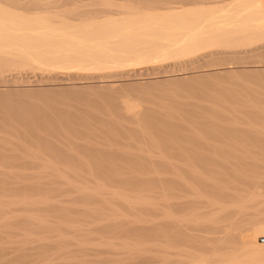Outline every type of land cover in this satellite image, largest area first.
Listing matches in <instances>:
<instances>
[{
    "label": "bare ground",
    "instance_id": "obj_1",
    "mask_svg": "<svg viewBox=\"0 0 264 264\" xmlns=\"http://www.w3.org/2000/svg\"><path fill=\"white\" fill-rule=\"evenodd\" d=\"M84 1L83 0H0V105L5 104V106H6L8 103H10V101H8V103H7V101L4 100V99H6V96L9 97L13 92L15 94L20 93L19 92L20 89L18 90V88H17L18 86L13 91V90H10L11 88H8L9 85L7 86L6 83H9L10 81H12L13 83H17V85L20 86V84H18V83L21 82L19 79H21L23 77V76H21L22 73L32 74V76L31 77L29 76V77L33 78L34 81L38 82L37 84H42V85L47 84L49 86L51 85L52 87L55 86V88H57L59 86H62L60 88H63V86H65L68 89H71V91H72L71 93L74 92L73 93L74 96L79 94V93L77 94L76 90H80V89H83L85 91L84 95L86 93V90H88L87 93H89V90L91 91L93 89H96V90L98 89L97 91L100 92V94L105 93V94H107L106 96L109 95L108 97H113V96L116 97L115 94L116 93L118 94V92L122 91L124 88H125V90H127V89L131 90V91H133L132 94H131V91H130V94L127 93L128 91H126L127 94L125 93V91H123L124 92L123 94H126V95H124L123 98L119 97V98H121L122 103H123V99H125L126 103L125 102L124 103L126 104V108L128 107L127 108L128 112L127 113L125 112L126 108H120V110L122 109L125 112V113L122 112L123 116H124V114L126 115L129 113V115L131 117L129 115H126V117L124 116V119L127 118V119L131 120V124H129L130 121L128 123L124 122V119H122L123 120L122 122L125 125L122 122L121 123L119 122V121H121V119H120L121 112H118V115H116V117L119 116L117 118L120 120H114V119H116V118H113L114 115H112L108 112L110 115L109 114H107V115L112 116L113 119L111 117H110L111 120L108 119L109 117L107 115H106L107 117L105 116V118H107V119H103L104 116H102V115H104V114H102L100 117L104 120L103 121V120H101L100 117H98L100 115V113L98 112L99 115H97V112L94 110L96 112V113L94 112L96 114V118L97 117L100 118L99 120H97L95 118V120L98 121L96 123H98V124L100 123V125H101L107 121V123H104V124H107L109 126V128H107L108 126H106V127L104 126V128L106 130H108L106 132H109V133L113 132V134H111V133H110V135L108 133H106V134H108L110 136V138H113L114 141L116 140L115 139L116 137H114L113 135L118 133V132H116V130L114 131V129L117 126L112 125V123L116 121V122H118L117 125H119V127H120L119 130L121 133H122V131L125 133L131 132V134L133 133L137 139H139L140 141L142 140L143 143L146 142L145 144H147V142H149V145L147 144L148 145L147 149L149 147L151 148V146L156 147V148L160 147V148L166 150L165 153H170L169 150H174V151L178 150V149H176V146L179 147V150H178L179 152L184 149L183 150L184 154L183 155L181 154L183 156L182 159L185 158V160H187L188 159L187 157H191V159L188 162L190 166H188L185 173L191 174L192 176H190V177H193L195 182L192 181L193 182L192 183L191 180L188 181L187 176H186V178H184L185 177V175L183 177L184 171L182 172V176H181L180 175L181 172L179 173V171H177V170H171V168L170 169H166V168L165 169H161V168L158 169V168H156L155 167V165H156L155 161L152 163L151 162L147 163L148 161H144V163H143L142 162L143 160L142 161L140 160L141 155L140 154L138 155L137 151H135V149L137 147H139V148L142 147L143 143L140 144L141 142L137 143L139 146L136 147V145H135V148H133L134 150L131 148L132 152L133 151L136 152L134 154L131 151H129V152H131V153H129V152L121 150V149L119 150V152H118V150H115L116 147L114 148L113 145H116L120 142H118L116 144H111V142H110L112 147L110 146L111 147L110 148L107 146L108 149L106 151V149H105V148H107L106 144L104 145L101 142L99 144L98 141H94L96 139V137L98 138V135H96L94 140L91 139L94 142V145H93V143H90L89 145L98 147L97 143L99 145L102 144L103 146L101 145L99 147H101V149L104 147L103 150L99 149V147H98L99 150L95 147L91 148V146H87V143H89L91 141L89 139V137H88V139L90 141L83 137L82 139H86L88 142L84 140V141L78 143L79 147H77L78 145L72 146L75 149V150L73 149L75 151V153H77V155L78 154L80 155V156L78 155L79 157L83 156L82 159L79 158L80 160H75L74 159L75 156H72L69 153V152H71L74 154V152H72L73 150L70 151L71 148L68 149V147H65L66 150H64V148L59 146L60 144H62L59 140H63L62 137H65V138L67 137V136H63L64 134L69 135L68 139H69V137H70V139H72L70 134L72 136L74 135L73 137L75 139H77L78 137H75V135L79 136L80 133H82L81 127H83V130H85L84 127H86V128L88 127L89 129L88 128L87 129L91 130L90 131L91 133H88L90 138H93L95 136V134L102 132V131L98 130V132H96V133L93 132V133H95L93 135V137H92V135H90V134H93L92 129H94V131H95V129L98 127V125H97V127L95 125H93L96 128L95 127L93 128V126H92V124H93V122H95V120L91 119V118H93L95 116L91 117L90 118L91 120L89 122L86 120V118H80L79 117L80 115L78 116L80 119H77V120H75L77 118V116H75L76 118L73 117L74 120H73V118H71V115H69L70 117L66 116V118H65L64 116L68 115V114L67 113L64 114V112L60 113L63 115V117H62V115H60L61 116L60 117L59 114H58V116H56L57 114L53 113V114H56L55 115L57 117V119H56V118H53V117H55L53 114H52L53 117H51V115L49 113H48V115H46L47 114L46 112H45V114L40 113L42 115H38V114L32 115L31 114L28 116L27 115L22 116L23 114H21V115L15 116V114H13V116H9V115H6V113H5L6 110H5L4 111L5 114L3 113V115H2V113H1V115H0V142L1 141L5 142L8 138H10L12 136L14 138L15 137L20 138L21 140H23L24 137L28 138L30 136L29 137L30 139L28 138L29 140H31V138H33V140H35V143H37V141H38L37 146H40L39 143L41 142L46 147H49V150H52L54 152V153L51 151L49 152L48 149L46 148L50 155L53 153V154L57 155L56 156L57 158L59 157L58 159L61 158L62 160L64 158H66L68 160L67 162H69V164H67V165L70 166V167H68L69 169H66V170H68V173H69V171H71L73 173L75 172L73 174L75 176H68V175H72V173L68 174L67 176H64L67 173V171L65 172L64 170L62 171L60 169L59 170L57 169L55 171L56 167L59 168V165L61 164L60 163L58 165L57 164L58 162H56L55 169H53L55 172L54 171H52V172L55 175L56 174L57 175L59 174V175L53 176L51 171H48L47 168L49 167V165L55 164L56 159L54 158L53 155H51V156H53V158L51 156H49V154H47V151L45 152V154H46V156H49L48 159L52 158L55 161L53 163L52 162L53 160H50V162L48 163L49 164L48 167L47 166H46V168L43 167L42 171L44 172V168H45V170H46L45 172H48V173L50 172L52 174V176L48 175V174H46L45 176H41V175L40 176L37 175L35 177L30 176V177H34L36 179L34 182L30 181V179L26 180L27 182L23 180V178L26 179L29 176H27V177L26 176H18L19 180L16 179L17 181L15 180V182H14L13 178L11 179V177H9L11 182L9 180H7V182H6V180H4V178L6 176L5 177L3 176V180L1 178V181H0V184L2 183V186L0 185V191L2 192V194H4L2 196L0 193V197L2 196L0 199V211H2V212H0V213H3V214H1L2 216L0 217V230L4 229L6 227H9V225L11 227L10 220L12 221L13 218H16L18 220L21 219L18 222L19 224L17 226H19V228H22L23 230H25V232L23 234L20 233L17 236L20 244H22V242L25 245H26V243L28 244V242L33 243L32 245L34 248V245L36 243L37 244L40 243L39 244L40 246H38L36 244L35 249L38 250L37 247H41V248H44V250H47L48 248H50L49 243H50L51 238H50L49 234L47 236V232L48 233L52 232V231H50V229L53 230V232H55V230L58 231L60 227H62L61 229H64L63 225H65V224H67V226L69 227L70 223L72 224L71 226H73V227H71L69 229H72V230L76 229L75 224H73L72 221L71 222L68 221L69 217L67 218L65 215V213L67 212L66 210L68 208L64 209L66 211L64 213L65 216H63L64 219L61 218L62 217L61 214L63 212H61V214H60V211L59 210L57 211V213L59 212L58 213L59 216H57V217H58V219L60 217L61 220L60 219L57 220L58 223L56 222L55 225H52L50 222V219L48 218V217H50L49 216L50 214H47V213H49L50 211L52 212L53 209L57 210L56 209L57 207H58V209L59 208L61 209V207H59L57 205H55V206H57L56 208H53L52 205H50V204H52L53 200L50 202V199H52V198L49 196L48 193H49L50 189H53V187H54V185H56V183H57V185L59 183L61 184V186L64 185L63 187H65V186H67V188L69 187L73 193L78 194V195H76V194L72 193L73 195H75V196L80 195L82 199L84 197V200H86L85 197L88 198V200H90L89 197H91V198L99 197V198H96L97 201L99 200L98 203L100 201H102L104 203L105 202L108 203L112 198H116V199L118 198L124 204H127L128 208H129V206H132L133 209H137V210L140 208L141 209L143 208L142 210L144 212L146 211L145 213H148L150 211L151 214L153 213V215L155 217H158L159 213H158V216H156L155 212L157 210H159V211L163 210L160 207H161V204H164V203H159V202L157 203V202H154V201L149 200V199H143L144 197L143 198L137 197L136 199L131 198L132 196L129 195V193H127L125 191L120 192V190H116V188H114V182L115 183L117 182L118 185L120 184V186H127V188L129 187V189H130V187H133L130 190L134 189V187L138 189L137 186H139L140 188H141V186H143L142 188H144L146 186H150V185L153 186L151 184V182L148 183L149 180H147L148 179L147 177H149L150 174H155V176L153 177L154 179H152L153 184L154 183L157 185L160 184V186L161 185H168V187L164 186L166 188H169V187L172 188V186H174L172 189H175V188H177L175 186H178V189H179V187L180 188L186 187L187 189H190V187H191L192 189H190V190H192V191H190V192H192L194 194L193 190H194V188H197V186L199 184L200 186H202V188L205 189L204 190L198 186L199 188H201V190H203V191L208 190L209 194L211 195V196H209V194L207 195L208 198L210 197L209 198L210 200H208V202L210 201V204L212 205L211 207L214 206V208L215 207L217 208V206H219L218 207L219 210L222 209L223 213H218V214L226 213V214H224L223 220H224V218H226L225 216L227 215V212L231 211L230 207H228L229 211H227L226 206L230 205L229 203L232 200L243 198L242 203L241 204L238 203L241 210H239V208H237V207L236 208L233 207V205L231 204L232 208H235L236 210L238 209L237 210L238 215H239L238 211L243 210L242 213H244V212H246L245 210L249 209L247 207L248 205L246 203L249 202L252 205V203L254 202L255 205L258 206V207H256L255 212L250 213V214H246V216L248 215V217H249V219H248L249 223L248 222L247 223H248V225L250 224L253 227L252 230L251 229L247 230V229L243 228V230L240 231V228L238 226H241L243 224L237 225V227H238L237 229L233 225L234 226V228H233L232 224L236 222V218L238 217L234 214H233L234 216L228 215L229 217L226 218V223H229L231 226L227 225L226 223H224V225H223V223L222 224L221 223H215L216 218H214L213 213L210 211L209 212H210L211 216L209 215V212H208V215L210 216V218H208L206 220H208L207 222H213V224H215V225L221 224L224 227H227V226L232 227V229H234V230L236 229L239 231L238 233H236L237 231L234 232V234L236 233L237 235L236 234L234 235L232 233L234 235V237L232 236L233 240L235 239V242H236V239H239L240 242L242 240L243 242H245V245H243L242 249H239L240 251H238V250L234 251L233 252L234 256L237 253H240L243 251L249 257V258L247 257V259H249L248 260L249 264H264V213L259 212L261 210H257L259 207L263 208L264 206L262 204H260L261 206L257 205L255 202L256 200L258 201V199H256V197H257V192L260 189V187H262L259 190L260 193L264 189L263 188L264 187V132H263L264 131V0H91V2H89V0H86L85 2ZM23 78H25V77H23ZM192 80H194L193 82L195 84L194 83L192 84ZM25 81H26V79L24 80L23 83H25ZM162 81L165 83L171 82V84L174 83V81H176L177 83L175 82V84H177V87H179V86L182 87V83L184 84V83H188L190 81L191 84L194 85V87L192 85H190V83L187 84L188 86H186L184 84L183 86H186L187 88L182 87L183 89L181 88V91H183L184 88H186L185 91H187L188 89L190 90V88H193L194 90L192 89L193 90L192 93H194V94H195V92H194L195 89L197 90L196 93L201 92V90H203L202 89L203 87H200L202 84L207 89H212V88L219 89V92L221 91L222 95H225V94H223V91L224 92L226 91L227 95H228L227 98H230L229 95L232 93L231 95L233 96L234 99L229 101L231 106L228 109V112L231 111V113H232L233 111H237V113H239V115L237 114V115H235V117L239 116V118L234 119L235 120L234 121L235 123H234L231 120H227V118L225 119L223 114H222V116L224 117L225 120L229 121L228 122L229 124H230V122H232L231 124L233 125V127H226L225 130L222 132V136H220L215 131H210L208 128H207L208 134H206L207 131L204 130L206 132L205 137H208L207 135H210L211 138H213V139L216 136L217 137L218 136L223 137L225 139V141L222 140L224 142V144H223V142H219L222 139L219 137H218L219 141L216 140L217 137L215 138V140L211 139V140H213V141L210 140L211 142L209 141L210 137L208 139L206 138L208 140V141L207 140L206 141H207L208 145H209V142L211 145V144H213V142L217 141L215 143L219 142V143H222L223 147H224V145L227 146L226 148H224L226 151L225 153L222 152V154H221L219 152L221 155L218 153V151H216L217 157L219 156L220 158L221 157L227 158L228 159L227 161H221L219 159L221 161L220 162L217 159V162L219 161L220 163L219 162L216 163V158H215L216 154L213 152L215 150H217L216 149L217 147L220 149V144H218V146L216 147L215 146L216 144L214 143L215 145L213 144L211 147H209L202 140L203 136L201 137V135L200 136L198 135V136L201 137L203 144L205 143L203 145V147L207 146L209 148L206 147L207 150L206 149L204 150V151H207L206 152L207 154L202 153L203 151H201V150L199 152V148H201L202 145L197 144L198 143L197 139H200L197 136V132L194 130V132L192 133L194 135V133L196 132L195 133V135L197 136V138H196V136L189 134L190 131H189V133H186L185 132L186 127L183 128V126H182L183 120H184V124L186 122V125L189 123H193V121H195L194 122L195 127H196V125H197V127L200 126V129H198L199 127L198 128L196 127L193 129H198L197 130L198 133L200 132L199 130H201V129L203 130L202 125H199V123L197 124V122L199 120V119L197 120V118H199V117H197L198 115L193 113V111H194L193 108L199 106L200 104L199 105L194 104V106L192 104L191 105L188 104V106H186L185 104H182L181 108L184 107L182 109L183 111L181 110V108H179L180 110H178V112L179 111L185 112L184 110L187 107L186 110L188 111V113H186V116H181V117H184V118L189 117L190 116L189 112L192 114H191V118H188L189 120L187 119V121L184 118H183V120H181L182 118L180 119L178 116H175V118L178 119V121H180L182 123L181 124L180 122H178L181 124V126L175 123L176 119L174 118V116L172 114V112H174L172 110H170L169 112L167 111L166 112L167 114H164V112L163 113L161 112V113L164 114L166 116V118H167V115L169 113H171L172 114L171 116H173L174 122L171 121L170 119L160 118L157 113H155V114L153 113V115L151 113V115H150L149 111L147 109H144L145 112L148 111V113H146V116H145V113L141 112L139 109H136L135 103L137 102V99H138V101L141 100V99H139L140 97H136V96L140 95L138 92L143 94L144 93L143 91L146 89H149L150 87H152V89H157V91H161V89L158 90L157 83H158V85H160L159 83H161ZM180 81H184V82H181L180 83L181 85H180L179 84ZM195 81L200 82L201 85H196ZM31 82L32 81L29 80V78H28L26 84L27 85H28V83L31 84ZM220 82H227L231 85L236 86V88L219 85ZM171 84H169V85H171ZM175 84L171 85L172 88L175 87ZM162 85H163V87L166 86V85L164 86V84H162ZM76 86H80V87L78 88ZM154 86H157V88L156 87L154 88ZM160 87H161V85L159 86V88ZM168 87L169 86L167 85V88ZM177 87L173 88L174 91L176 92L175 93L174 91H172L173 93H175L173 95L171 94L172 92L170 93V91H169V90H173L171 87L168 88L169 90L165 91V92H169V93H167L168 95H163L165 93L164 92L165 88L161 87L163 90L162 95L163 96H169V94H170V96L176 95L178 93L177 91H179V89H180V88L177 89ZM196 87H198V88H196ZM49 88L46 91H49ZM67 88H66V90H68ZM198 89H200V90H198ZM28 90H29V88H28ZM96 90H93L91 92L93 93ZM149 90H148L149 95L150 94L152 95L154 93V97L159 96V93H161V92H159L158 95H156L155 93H157V92H155V90L152 91L153 93L151 91L149 92ZM192 90H190V91H192ZM81 91L82 90H80L78 92H81ZM134 92L137 93L136 96H135L136 93H134ZM64 93H66V92H64ZM148 93L146 92V93H144V95L145 94L148 95ZM22 94H24V93H22ZM69 94H67V95H69ZM200 94H202V93H200ZM203 94H205V93H203ZM56 95H55V97H56ZM64 95H66V94H64ZM84 95L81 97H84ZM89 95H91V94L89 93ZM132 95L134 96V98L135 97L136 98L135 99L132 98L133 97ZM96 96H100V95H96ZM232 96H231V98H232ZM235 96H239V97H235ZM242 96L243 97L246 96V97L242 98ZM50 97H52V96H50ZM62 97H64V100H65L66 97L65 96H62ZM76 97H74V98H76ZM144 97H145L144 100H146V98L148 96L145 95ZM151 97L153 98V96H151ZM39 98H40V96H39ZM156 98H158V97H156ZM44 99H46V98H43V101H44ZM50 99L52 100V98H50ZM70 99H72V98H70ZM85 99H88V98L86 97ZM133 99L136 101L135 103H134ZM41 100H42V97H41ZM47 100H48V98H47ZM66 100H68V98ZM66 100L64 101V104H65ZM148 100H150V102H151L152 99H148ZM55 101H57V100H55ZM55 101L53 100V102H55ZM73 101H74V99H73ZM108 101H109V99H108ZM158 101H160V99ZM203 101L205 102L207 100H202L201 104H203ZM77 102H79V101H77ZM97 102H95V104H97ZM156 102H157V100H156ZM167 102L168 101L166 100V104H168ZM200 102H198V103H200ZM112 103H113V101H112ZM127 103H130V104H128V106H127ZM140 103H142V101ZM147 103H148V101H147ZM172 103H175V102L173 101ZM16 104H18V103H16ZM50 104L52 105L53 103H50ZM67 104H72V103H70V101H69V103H67ZM105 104H106V102H105ZM108 104H110V103L108 102ZM212 104H215V105L208 106L209 108H202V111H205V114H207L208 112H211L212 114H214V116H217L218 103L216 104V102L215 103L212 102ZM3 105H1L0 107H2ZM26 105H27V103H26ZM28 105H30V104H28ZM31 105H32V103H31ZM121 106L122 105H120L119 107H121ZM189 106H190V109H188ZM200 106H202V105H200ZM13 107H14V104H13ZM27 107L29 108V106H26L25 110ZM38 107H39V105H38ZM55 107H56V105H55ZM64 107L67 108V110H68V107H66V105ZM137 107H139L138 104H137ZM159 107H161V106H159ZM172 107H173V105L171 106V108ZM191 107H192V112H191ZM33 108H35L34 105H33ZM63 108L61 107V109H63ZM59 109L60 108H58V110ZM197 109H200V108L197 107ZM31 110L32 109L30 108V111ZM70 110L71 109L69 108V111ZM24 112L26 114V111H24ZM33 112H35V110ZM181 112H179L178 114H181ZM50 113H51V111H50ZM86 113H87V111H86ZM91 113H93V111ZM101 113H103V112H101ZM84 114H85V112H84ZM87 114H89V113H87ZM143 114H144V116H143ZM187 114H189V115H187ZM226 114H228V117L231 116L230 113H224L225 116H226ZM194 115H197V116H195V118L193 117V121H190L192 119V116H194ZM203 115H204V113H203ZM203 115H202V117L205 116V115L204 116ZM123 116H121V118ZM150 116L151 117L153 116V118L155 117L156 119H153V118L151 119ZM218 116H220V115L218 114ZM146 117H147V119H146ZM168 117H169V115H168ZM205 117L207 118L208 116L206 115ZM205 117H204V119L206 120ZM235 117H233V118H235ZM208 118H210V117H208ZM58 119H61V121ZM88 119H89V117H88ZM204 119L202 118L203 121H205ZM215 119H217L219 122L218 118H214L213 120H215ZM112 120H113V122H112ZM202 120L199 122H202ZM91 121H92V124H91ZM125 121H127V120H125ZM205 122L203 123V125L208 126V124L211 121H209V123L207 122L208 124H206ZM108 123L111 126H115V128L112 130L113 127H110V125ZM211 123H213L214 126H218V127L221 125L220 122H219L220 125H219V123L216 124V120L211 122ZM233 123L234 124H240L242 126H244L246 124V125H248L249 128H241L242 126L237 127L239 125L234 126ZM100 125H99V128L101 126H103V125H101V126ZM189 126H191V125L189 124ZM55 127H56V129H53ZM78 127H80L81 129H79ZM91 127H92V129H90ZM119 127H117V130ZM193 127H194V125H193ZM208 127H212L211 124H209ZM221 127H224V126H221ZM59 128H65V129H62L63 130V132H62V131H60ZM104 128L101 127L100 130H103ZM182 128L185 129V131H182ZM262 128H263V130H260ZM66 129L67 130L70 129V130H68V131H70V134L68 131H67L68 133L66 132ZM75 129H78L77 131L78 132L80 131V133H78ZM105 129H104V131H105ZM110 129H111V131H109ZM190 129H191V127H190ZM71 130H74L73 132L76 131L79 135H77V133L76 134L73 133ZM86 130L84 131V133H82V136H85L84 134L87 135ZM222 130H223V128L221 129V131ZM52 132H54V134H56L58 132L59 133V134L57 133L58 135H60V136L62 135L61 139H60V137L58 138L57 135H54ZM148 132H151L152 134H150ZM187 132H188V129H187ZM121 133H118L123 137V138L120 137L121 143H122V140L124 141V139H125V142H126V141H128L127 139L131 138L130 136H129V138H128V136L125 137L126 136L125 133H124V135H122ZM147 133L152 135V136L150 137V135H148ZM99 134H104V133L102 132ZM118 134H116V135H118ZM108 135H106V137H108ZM134 135H133L134 139L131 138L132 140L136 139ZM21 136H24V137L21 138ZM82 136L81 135L79 136L80 139ZM100 136H102V135H99V139L102 140L101 139L102 137H100ZM13 137L11 139H13ZM85 137H87V136H85ZM74 138L72 139L73 141L71 142V144L72 143L77 144L76 142H79L78 139L76 141ZM11 139H10V141H11ZM106 139H108V138H106ZM113 139H111V140L113 141ZM120 139H119V141H120ZM131 139H129V140H131ZM21 140H20V142H21ZM33 140H31V141H33ZM74 140H75V142H74ZM178 140L190 141V142L193 141L194 143H196V146L199 147L201 145V147L196 148V146H195V148L197 150L193 151V150H195L194 146L192 145L194 143H189L191 145V147L193 148V150L192 151L190 150L191 152L186 153L189 150L187 148L188 142L186 144V146H187L186 147L184 145L185 144L184 142H182L181 144L180 143L178 144L177 143ZM226 140H229L228 144H227ZM7 141L9 142V140H7ZM24 141H26V139H24ZM64 141L65 142L68 141L67 138H66V140L64 139ZM102 141H104V140H102ZM33 142H29V143H33ZM57 142H60V144L58 145ZM83 142H86L85 143L86 146H82V148H80V145H82ZM67 143H68V145H71V144H69L70 140ZM121 143L119 145H121ZM126 143L129 144L127 146H130L131 144L134 146V142L130 144L128 141ZM126 143L123 142L122 147L125 150H128V149L130 150V148L126 146ZM145 144L143 145L144 150L146 148ZM32 145L35 146L36 144H32ZM1 146L2 145H0V147ZM6 146L9 147L8 144ZM13 146H14V144H13ZM34 146L32 147L33 149L27 147L28 149L26 151H29V153H30V151H34ZM144 146H145V148H144ZM16 147H17V145H16ZM41 147H40V149L42 150ZM75 147L80 148V149H77ZM153 147L151 149H154ZM174 147L176 150L173 149ZM203 147L201 149H203ZM212 147H215V149ZM17 148H16V150H17V152H19L20 150H18ZM185 148L188 150H185ZM211 148L213 149V151H211ZM2 149H4V148H2ZM36 149H37V147H36ZM36 149H35L36 152H34V154H33V155H35V158H36V155L39 153V154H41L39 156H42L40 158L43 159V157L45 155L43 154L44 155L43 156L42 153H44L43 151H45V148L42 151H37L38 149L37 150ZM109 149H113V151H109ZM224 149H220V150L223 151ZM1 150H0V160H2L3 162L5 160L13 161L14 159L17 162L18 158L19 157L21 158L20 153L18 154L16 152V153L12 154V152H11V154H10V152H9L10 155H8V152L4 151L5 154H7V155H5L2 152L3 150L2 151ZM6 150H8V149H6ZM16 150L14 149L13 152H15ZM68 150H69V152H67ZM76 150L77 151L81 150V152H82V150H84V153L87 154L86 157H88V158L85 159V156H84L85 154L83 155V153H81L80 151L77 152ZM209 150H210V152H209ZM24 153L27 154L26 152H24ZM35 153H37V154H35ZM165 153H162V154L158 153L159 155H161V157H162V158L160 157L161 159L166 158L165 155L163 157V154H165ZM180 153H182V152H180ZM77 155H76V157H77ZM170 155H171V153L169 154V156ZM27 156H29V155H27ZM22 157H25V155L22 154ZM37 157H38V155H37ZM71 157H72V161H71L72 167H74L73 165H75L76 163H79V164H81V166L84 165L82 171H81L82 168H80V170H79V165L76 166V167H78V170L76 169V167H74L73 169H75L76 171H72L70 161H69ZM148 157H150V156H148ZM152 157H154V156L152 155ZM167 157H168V155H167ZM171 157H173V156L171 155ZM44 158H46V157H44ZM89 158L92 159V161H91L92 164H90V166L92 168L87 169L88 166H85L86 165L85 162L88 161ZM168 158L164 159L165 162H163V160H161V163L160 162H157V163L158 164L163 163V165H164V163L167 162L166 160ZM177 158H178V156H177ZM179 158H181V157L179 156ZM192 158L200 160L201 161L200 164L205 167L203 169L204 172L210 173L211 176L207 175L205 177L203 175V177H205V179L201 176H196V173H199V172L196 170V168L194 169V166H193L194 163L191 162ZM33 159L34 158H32L31 164L33 161H35V159L34 160ZM42 159L39 160V158H38L37 160L38 161L47 160V159H44V160H42ZM66 159H64V161H63V163L65 162L64 166H66V163H67ZM106 159L108 160V162ZM23 160H25V159H23ZM73 160H75L77 162L74 163ZM103 160H104V162H103ZM117 160H122L124 163H126L125 165H129L131 167V168L128 167L131 169V170H129V172L133 175L134 174H136V175L135 176H128V173H126L127 171L125 172L123 170L125 168L122 169V165L120 166L119 163H117ZM210 160H212L213 162L215 161L214 163H212V165L215 163H216L215 166L218 164H221L220 167L222 166V168H224V170H225V172L223 173V175H224L223 177L218 176L219 172H217L216 170H212L209 168L208 165L210 163L209 162ZM58 161H60V160H58ZM105 161L107 162V165H109L111 162L112 165H110V166H113V164H114V165H116V167L107 168L109 166L105 165ZM150 161H153V160H150ZM202 161L205 162L206 166H205V164L202 163ZM21 162H23V161H21ZM60 162H62V161H60ZM145 162H146V164H145ZM0 163L2 164L1 161H0ZM7 163L9 164L10 162H7ZM35 163H33V164H35ZM41 163L45 165V163H43V162H39L38 164L41 165ZM50 163H52V164H50ZM190 163H192L193 165ZM1 164H0V166H3V164H5V163H3L2 165ZM15 164H17V163H15ZM169 164H170V162H169ZM173 164L174 163H172V165H171L172 167L175 166V164L174 165ZM95 165H96V167H95ZM168 165L167 166L165 165V166L169 168L170 166H168ZM185 165H186V163H185ZM52 166H54V165H52ZM93 166L95 168H93ZM85 167H87V168H85ZM213 167H214V165H213ZM52 168H51V170H52ZM36 169H38V171H36L37 172L36 174L42 173V175H43L45 173V172L43 173L39 170L42 168H36ZM126 169H127V167H126ZM179 170L181 171V169H179ZM198 170H200V169H198ZM14 171L16 173L18 172L15 169H14ZM39 171H40V173H39ZM81 172H85L87 174L89 173L90 175L88 176L86 174L87 176H84V175L78 176L79 174L78 175L76 174V173L82 174ZM162 172L163 173L167 172L168 174L170 173L171 175L174 173L173 174L174 178L168 179L169 177L163 178V177H165L163 175H162L163 177L158 176ZM200 172H201V170H200ZM11 173H13V172H11ZM176 173H178L179 176H176L177 175ZM3 174H6V173H4V171H3ZM61 174H64V175L60 176ZM117 174H119L121 176H117ZM147 174H148V176H147ZM156 174H158V175H156ZM91 175H93V176H91ZM112 175H114V176L116 175L117 177L114 179V177ZM142 175H145L144 178L146 180L142 179V177H143ZM165 175H167V174L165 173ZM200 175H202V174H200ZM50 176L54 177V179H55V180L52 179L51 184L53 185L54 181L56 182L52 188H50V180H51ZM173 176H170V177H173ZM21 177H23L22 180L25 183H22V180L20 179ZM150 177H149V179H150ZM190 177H189V179H191ZM210 177H212V178H210ZM6 179H8V177ZM44 179H46V181H43ZM12 180H13V182H12ZM19 181H21V182H19ZM29 181L32 183L27 184ZM105 182H108V183L112 182L113 185H111V183L108 185H110L111 187L113 186V188L115 190L109 189L108 185ZM234 182L240 183L242 185V187L240 189L234 188L235 192L234 191L231 192V189H232L231 184H233ZM195 183L196 184L198 183V184L196 185ZM145 184H147V185H145ZM194 184L196 185L195 187H194ZM57 185H56V187H57ZM205 186L208 188L207 190H206ZM237 186H239V185H237ZM63 187L62 188L60 187V189L62 191L66 189V187H65V189H63ZM153 187H155V186H153ZM162 189L164 190L165 188H162ZM182 190H184V189H182ZM199 190L200 189L194 190L198 193V194H196V192H195L196 196L202 195V194H199ZM236 190H237V192H236ZM249 190H251L250 191V193H252L251 196L248 198L243 197L244 192L247 193L246 191L249 192ZM240 191L242 193H240ZM68 192H70V191H68ZM61 193L64 194V192H61ZM70 193H68V195H70ZM261 194H260V196H261V199L263 200L264 195L262 197ZM61 196H63V195H61ZM80 196L76 198L77 203H79ZM108 196H110V197L112 196V198L110 199V197H108ZM133 197H135V196H133ZM165 197H167V196H165ZM94 201H96V200H94ZM97 201H96V203H97ZM73 202H75V200L72 201V203H70L73 207L72 208L69 207L68 210L70 211V213H72V212L74 213L76 211L74 214H79V215L83 214L80 212L81 208L82 209L85 208V210H87V212H89L90 209H92L96 206H97L96 209H98V207H101L98 203L97 204L99 206L97 204H95V202H94V204L92 202L91 204L96 205V206H91L92 208H90V207H88V206H90V204H88L87 201H86V203L80 201L81 205L80 204L79 205L82 206L80 208V211H79L80 213L79 212L77 213V209L80 206H78L76 203H75L76 206H78L77 209L75 208L76 210L71 212V210L72 209L74 210V207H75L73 205ZM89 202H91V201H89ZM111 202L113 203L112 200H111ZM259 202L260 201H258V204H259ZM82 203L88 204V206L87 205L86 206L89 208V210L86 209L87 207H84ZM116 203L117 202H115V205L112 204V206L113 207L117 206ZM100 204L103 205V203H101V202H100ZM117 204H119V203H117ZM183 204H184V206L191 204L192 206H190V208L193 207V205H194V203H192L191 201H190V203H188L186 205H185V203H182V205ZM210 204H209V206H210ZM50 206H51V208H50ZM165 206H167V204ZM194 206H196V203ZM5 207H7L8 209L5 210L6 209ZM12 207H17V209L16 208L13 209ZM105 207L99 208V209H104V210H101L103 215L106 214L103 211H105V212L108 211V209L105 210ZM113 207H111L110 209H112ZM162 207H163V205H162ZM169 207H170V205L167 208L169 209ZM174 207H176V206H174ZM183 207H182V209L185 208V207L184 208ZM252 207H255V206H252ZM106 208H108V207H106ZM118 208H121V207L119 206ZM224 208H226V211L223 210ZM110 209H109V211L112 212L113 210L111 211ZM133 209L128 210V211L132 212V211H134ZM170 209H172V207H170ZM215 209H214V212H215V214H217V212L219 210L217 209L218 211L216 210L217 211L216 212ZM235 209H233V211H236ZM55 210H54V212H56ZM61 210L63 211V207ZM85 210L82 211V212H84V214L87 213ZM114 210H115V208H114ZM119 210L120 209H118L117 211H119ZM171 211H173V209ZM171 211H170V213H171ZM91 212H92V210H91ZM91 212H89V214ZM113 212H115V211H113ZM219 212H221V211H219ZM67 213H69V212H67ZM93 213H94V210H93ZM145 213L143 215H145ZM170 213H165L166 217L169 218L168 219L169 223L171 222L170 220H172V222H174L173 220H175V221L177 220V222H179L178 217H177V219H172V218H174L175 215L173 216ZM172 213L174 214V211ZM84 214L81 216L85 217L88 215V214H86V215H84ZM95 214H101V213L100 212L97 213V210H96L93 215H95ZM136 214L138 215V212L135 213V215ZM151 214L149 213V215H151ZM191 214H192V217H194L193 213H191ZM191 214H190V216H191ZM194 214H196V213H194ZM47 215H48V217H47ZM90 215H88V216H90ZM125 215H126V213H125ZM125 215H124V217H125ZM128 215H131V213H129ZM137 215L136 216L133 215L132 217H134V218L125 217L123 220L126 222L127 219L130 218V219H128V221H130L129 223H137L141 219L143 221L144 217L139 218L138 216L141 214H139L138 216ZM143 215H141V216H143ZM72 216H74V215H72ZM146 216H145L146 219H144L143 222H145L148 217L152 218V216H148L147 214H146ZM190 216L187 215L188 218ZM239 216H241V215H239ZM155 217L153 218L154 219L153 222L155 224L152 223L154 226H152L151 222L147 223L149 220H147L146 223L151 225V227H149L148 225H147V227L146 226L142 227L143 225L142 226L140 225L141 227H138L137 225L134 227V225H131L132 226L131 228H133V229L132 230L129 229L130 234L139 235V236H143V237H149V236L151 237L152 235H155V234H156V236L161 234L162 236H165V238L168 237L170 239V241H171V239H174L175 241L176 240H182V241L184 240L185 241L187 239V237L190 236L191 232L184 231L185 228L184 227H183V229H182V227L180 228L179 227L180 224L178 225L177 222L176 223H177L178 227H175L174 223H172V222L171 223L173 225L170 224L172 227H169L170 225H168V222H167V224H164L167 221V218L164 217V214L162 216L163 219L166 218L165 221L162 220L164 223L161 220H159L161 217L158 219V221H156ZM201 217H200V219L197 218V214H196L195 220L196 219L197 220L194 221V218H192L190 220H192L193 222H197V221L201 220ZM234 217H236V218H234ZM241 217H243V214ZM241 217H239V218H241ZM74 218H75V216H74ZM181 218H182V216H181ZM219 218H222V215ZM219 218H218V220H219ZM239 218H237V222H238V220H240L241 222H239V223H242V221H244L243 223L246 224V221H247L246 219H245L246 220L245 221V220H241ZM62 219H63V221H62ZM76 219L79 220L78 218H76ZM187 219L186 220L182 219V220L184 222V221H187ZM203 219H205V218H202V220ZM242 219H244V218H242ZM190 220H188V222H191ZM128 221H127V223H128ZM75 222H78V221H75ZM203 222H205V221H203ZM221 222H222V220H221ZM98 223L101 224V221H97V223H95V225L96 224L98 225ZM100 224H99V226H100ZM235 224H238V223H235ZM182 225L183 224H181V226ZM248 225H246V226L249 227L250 225L249 226ZM78 226L79 227L81 226L80 222H79ZM102 226L103 225H101V227ZM206 227H208V226H206ZM216 227H218L217 228V230L219 231L218 233L221 232L220 235L224 236L225 234L222 235V230H219V226L216 225L215 228ZM209 228H211V227H208L207 229H209ZM9 229H8V231H9ZM36 229H45V230H47V232L45 231L46 232L45 236H43V235L40 236L36 233V231H35ZM77 229H78V227H77ZM100 229H98V230H100ZM222 229H223V227H222ZM80 230H81V228H80ZM209 230L213 232L212 229H209ZM224 230H226V229L224 228ZM228 230L230 231V229H227V231ZM57 231L55 233L59 234V233H57ZM101 231H102V229H101ZM101 231H99V232H101ZM127 231H128V229H127ZM127 231H125V232H127ZM104 232H106V230H104ZM125 232H122V233H125ZM77 233H78V231H77ZM188 233H189V235H188ZM0 234H3L1 236L7 237L6 239H8L9 235L11 236V234H8L5 230H1ZM226 234L229 235V238L231 237L230 236L231 233L226 232ZM59 235L60 236L58 237V242H61L62 239L66 236H64V237L62 236L63 237L62 238L61 233ZM78 235L80 236V233H78ZM78 235H76V237H74V239L76 238V239L80 240V237L79 238L77 237ZM191 235L193 236V233ZM227 235H226V239L228 237ZM192 236H190V238H192ZM213 236L215 237V235H213ZM81 237H83V236H81ZM54 238H55V235H54ZM194 238H199V236L195 237V234H194ZM201 238H203V237H201ZM204 238H203V241H205V244H208V242H206L207 237H204ZM221 238L222 237H220V238L218 237V239H221ZM1 239H2V237H1ZM10 239H11V237H9V240ZM55 239L57 242V238H55ZM60 239H61V241H59ZM208 239H210V238H208ZM216 239L217 238H215V240ZM224 239H223V241H224ZM9 240H7V242ZM54 240H52V241H54ZM213 240H214V238H212L211 241H213ZM233 240H232V242H233ZM10 241H12V240H10ZM10 241L8 243L11 244ZM150 241H151V239H150ZM175 241H173V242H175ZM182 241H180V242H182ZM228 241H231V239H228ZM7 242H5V243H7ZM12 242L14 243L15 241H12ZM210 243H212V242H209V245H211ZM10 244H9V246H11ZM59 244L60 243H57V245H59ZM232 244H234V243H232ZM3 245H4V243H3ZM25 245H23V246H25ZM7 246H8V244H7ZM4 248H2V249H4ZM224 248H223V250H224ZM19 249L21 250L23 248L19 247ZM6 250L10 251L11 249H6ZM26 250H28V249H26ZM48 250H50V249H48ZM140 250L143 251V249H141V247H140ZM213 250H214V248H213ZM142 251H139L138 253H140ZM214 251H215V253L213 255H216V249ZM3 252H4V250H0L1 254ZM16 252H19V251H16ZM219 252H217L218 256L219 255L221 256V254L223 256H226V254H223L226 252H224V251H222L223 253H221V252L219 253ZM45 253H47V252H45ZM135 254H137V253H135ZM140 254H142V253H140ZM137 256H139V255L137 254ZM205 256H206V254L204 256L196 257L195 259L192 258L193 260L191 259L190 263L191 264H208L209 261ZM236 256L239 257L240 255H236ZM139 259H138V257H136L134 259V261L135 260L136 261L133 263L134 264H140V263L142 264V256H141V258L139 257ZM241 259H242V257H241ZM241 259H240V261H241ZM244 261L242 260V262H243L242 264H245ZM144 262H146V260H144V258H143V264H144ZM222 262H224V260ZM227 262L228 261L226 260V262H224V264H226ZM113 263L115 264V262H113ZM235 263H238V262L235 261ZM79 264H84V263L79 262ZM89 264H91V263H89ZM107 264H110V262ZM230 264H233V261Z\"/></svg>",
    "mask_w": 264,
    "mask_h": 264
},
{
    "label": "rangeland",
    "instance_id": "obj_2",
    "mask_svg": "<svg viewBox=\"0 0 264 264\" xmlns=\"http://www.w3.org/2000/svg\"><path fill=\"white\" fill-rule=\"evenodd\" d=\"M84 1V0H83ZM86 1V0H85ZM84 1V2H85ZM89 2H91V0H89ZM93 2V1H92ZM19 75V74H18ZM21 76H23V77H25V78H21V79H19L20 81V83H18V84H20V86L19 85H17V83H13L12 81H10L9 83H6L7 84V86H8V88H11L10 90H13L14 91V89L17 87L18 88V90L20 89V93H12L9 97L8 96H6V99H4L5 101H7V103H8V101H10V103H8L6 106H5V104L3 105V104H1V105H3L2 107H0V110L2 111H0V115H1V113H2V115H3V113H4V111L6 110V115H9V116H13V114H15V116H18V115H21V114H23L22 116H24V115H33V114H38V115H42L43 113L45 114V112L47 113L46 115H48V113L51 115V117H53V115L55 116L56 114V116H58V114H59V116L60 115H62V114H60V113H63L64 112V114H68V115H65L64 117L66 118V116H69V115H71V118H76L75 116H77V118L75 119V120H77V119H80V118H86V120L87 121H89L90 122V120L91 119H94L95 120V118H96V112H97V115H99V113H100V115L98 116V117H100L102 114H104V115H102V116H104V118L103 119H107V118H105V116L107 115V114H112V115H114L113 116V118H116V119H114V120H120L121 119V121H119L120 123L123 121L122 119H124V116L126 117V115H129V113L128 114H124V116H123V113H127L128 111H127V108H126V102H125V99H123V103H122V100H121V98H119V97H122L123 98V96L124 95H126L127 93H129L130 94V91L131 90H128L127 88V90H125V88L122 90V91H120V92H118V94L116 93L115 94V96L116 97H108V96H106L107 94H103V93H101L100 94V92H98L96 89H93V90H96V91H94L93 93L91 92V91H93V90H89V93L91 94V95H89V93H87V91L88 90H86V93H85V95H84V90L83 89H80V90H82L81 92H78V91H80V90H76L77 91V94L78 95H73V93H71L72 91H71V89H68L67 87H65V86H63V88H60V87H62V86H59V87H57V88H55V86H49V85H47V84H44V85H42V84H37L38 82H36V81H34V79L33 78H30L31 76H32V74H24V73H22L21 74ZM30 76V77H29ZM19 77V76H18ZM29 78V80H31L32 82H31V84H29L28 83V85L26 84L27 83V79ZM26 79V81H25V83H23L24 82V80ZM191 81V80H190ZM188 82V83H184L186 86H188L187 84H189L190 83V85H192L194 82V80H192V84H191V82ZM163 82V81H162ZM159 83L160 85H161V87L162 88H165V90H164V92L166 91V90H169L168 88H172V86L171 85H174L175 84V82L176 81H174V83H172L171 84V82H167V83H165V82H163V83ZM181 82H184V81H180L179 82V84L181 83ZM196 82V81H195ZM12 83V84H11ZM177 83V82H176ZM25 84V85H24ZM162 84H164V86L167 84L169 87L167 88V85L165 86V87H163V85ZM169 84H171V85H169ZM178 84V85H179ZM183 83H182V87H186V86H183L184 85ZM195 84V83H194ZM23 85V86H22ZM48 87H47V86ZM160 85H158V83H157V86H158V90H160L161 89V91H157V89H152V87H150L149 89H146V90H144L143 92L144 93H148V90H149V92L151 91H153V90H155V92H157V93H155L156 95H158V93L159 92H161V93H159V96H156V97H158V98H156V97H154V93L151 95H149V93H148V95L147 94H145L146 96H148L147 98L148 99H152L151 100V102H150V100H148L147 98H146V100H144L145 99V95H144V93L143 94H141L140 92H138L140 95L139 96H136L137 95V93L136 92H134V93H136L135 94V96L136 97H140L139 99H141V100H139L138 101V99H137V102L134 100L135 98H134V96L132 97V98H134L133 99V101H134V103H135V105H136V109H139L141 112H143V113H145V116H146V113H148V111H149V114L151 115V113H152V115H153V113L155 114V113H157L158 114V116L160 117V118H162V119H170L171 121H173L174 119H173V116H174V118H175V116H178L181 120H183V118L184 117H181V116H186V113H188V111L186 110V106H188V104H192L193 106H194V104L195 105H202V106H197L198 108H200V109H197V107H195V108H193V113L194 114H197V115H194V116H192V119L190 120V121H193V117L195 118V116H197V117H199V118H197V120H198V122H197V124L199 123V125H202V128H203V130L201 129V130H199L200 132L198 133V129H200V126H198L197 127V125H196V127L198 128V129H193V128H196L195 127V124H194V122L195 121H193V123H189L191 126H189V124H187L186 125V122H185V124H184V120L182 121V123L184 124H182L180 121H178V119H176L175 120V123L176 124H178V125H180L181 126V124H182V126H183V128H185L186 129V131H185V129H183L182 128V131H185L186 133H189V131H190V133L189 134H192L193 132H194V130L197 132V136L199 135H201V137L203 136V141L207 144V139L210 137V139H209V141L211 140V139H213V138H211V136L210 135H207L208 137H205V135L206 134H208V129L210 130V131H215L216 133H218L220 136H222V132L225 130V128L226 127H233V125L231 124L232 122H234L235 120L234 119H238L239 118V116L236 118L235 117V115H239V113H237V111H233L232 113H231V111L230 112H228V109L230 108V106H231V104H230V102L229 101H231L232 99H234L233 98V96H232V98H231V96L229 95V97L231 98H227V92L225 91H223V94H225V95H222V92L220 93L219 92V89H215V88H212V89H207L203 84V86L201 85V83L200 82H196V85H201L200 87H203L202 89L203 90H201V92H198V93H196L197 92V90L195 89V94L194 93H192L193 92V88H190V90H192V91H190L189 89V91L187 90V91H185V89L187 88H184V90L183 91H181V88L182 87H177V84H175V87H177V89H179V91H177L178 93L176 94V95H174V96H170V94H169V96H163V95H168L167 93H169V92H165L164 94H163V90H162V88L160 87L159 88V86ZM181 85V84H180ZM219 85H222V86H229V87H232V88H236V86H234V85H231V84H229V83H227V82H220V84ZM13 86V87H12ZM157 86H154V88L156 87L157 88ZM193 87H194V85H192ZM47 87V88H46ZM50 87V88H49ZM76 87H80V86H76ZM175 87H173V88H175ZM25 88V89H24ZM28 88H29V90H28ZM42 88V89H41ZM48 88H49V91H46V90H48ZM66 88L69 90H66ZM167 88V89H166ZM172 88V89H173ZM196 88H198V87H196ZM24 89V90H23ZM183 89V88H182ZM201 89V88H200ZM200 89H198V90H200ZM206 89V90H205ZM205 90V91H204ZM27 91V92H26ZM37 91V92H36ZM123 91H125V93H126V91H128L126 94H123L124 92ZM146 91V92H145ZM170 91V93L172 92V91H174V89L173 90H169ZM203 91V92H202ZM209 91V92H208ZM215 91V92H214ZM26 92V93H25ZM35 92V93H34ZM64 92H66V93H64ZM97 92V93H96ZM132 92L133 91H131V94H132ZM175 92V91H174ZM182 92V93H181ZM185 92V93H184ZM22 93H24V94H22ZM34 93V94H33ZM62 93V94H61ZM71 95H70V94ZM121 93V94H120ZM133 93V94H134ZM176 93V92H175ZM175 93H171L172 95L173 94H175ZM189 93V94H188ZM200 93H202V94H200ZM203 93H205V94H203ZM210 93V94H209ZM219 93V94H218ZM52 94V95H51ZM57 94V95H56ZM64 94H66V95H64ZM67 94H69V95H67ZM82 94V95H81ZM123 94V95H122ZM163 94V95H162ZM189 96H188V95ZM191 94V95H190ZM46 95V96H45ZM55 95H56V97H55ZM84 95V97L86 98H88V99H85L84 97H81V96H83ZM96 95H100V96H96ZM118 95V96H117ZM122 95V96H121ZM179 97H178V96ZM186 95V96H185ZM198 95V96H197ZM200 95V96H199ZM19 96V97H18ZM39 96H40V98H39ZM45 96V97H44ZM50 96H52V97H50ZM54 96V97H53ZM62 96H65L66 98H65V100L68 98V100H66V102H65V104H64V97H62ZM72 96V97H71ZM77 96V97H76ZM80 96V97H79ZM92 96V97H91ZM94 96V97H93ZM151 96H153V98L151 97ZM193 98H192V97ZM195 96V97H194ZM241 96V95H240ZM37 97V98H36ZM41 97H42V100H41ZM74 97H76V98H74ZM91 97V98H90ZM102 97V98H101ZM142 97V98H141ZM151 97V98H150ZM235 97H239V96H235ZM244 97H246V96H244ZM243 96H242V98H244ZM43 98H46V99H44V101H43ZM47 98H48V100H47ZM50 98H52V100L50 99ZM70 98H72V99H70ZM83 98V99H82ZM109 99V101H108V99ZM177 98V99H176ZM185 100H184V99ZM197 98V99H196ZM209 98V99H208ZM38 99V100H37ZM63 99V100H62ZM73 99H74V101H73ZM117 99V100H116ZM160 99V101H158ZM174 99V100H173ZM187 99V100H186ZM200 99V100H199ZM207 100V101H203V104H201L202 103V100ZM230 99V100H229ZM246 99V98H245ZM40 100V101H39ZM53 100L55 101V100H57V101H55V102H53ZM72 100V101H71ZM87 100V101H86ZM121 100V101H120ZM156 100H157V102H156ZM166 100L168 101L167 103L168 104H166ZM198 100V101H197ZM12 101V102H11ZM37 101V102H36ZM39 101V102H38ZM47 101V102H46ZM52 101V102H51ZM68 101V102H67ZM69 101H70V103H72V104H67V103H69ZM77 101H79V102H77ZM94 101V102H93ZM98 101V102H97ZM112 101H113V103H112ZM116 101V102H115ZM120 103H119V102ZM142 101V103H140ZM145 101V102H144ZM147 101H148V103H147ZM165 101V102H164ZM170 101V102H169ZM175 102V103H172V102ZM179 101V102H178ZM185 101V102H184ZM189 101V102H188ZM201 101V102H200ZM211 101V102H210ZM21 102V103H20ZM42 102V103H41ZM53 103L52 105L50 104V103ZM57 102V103H56ZM95 102H97V104H95ZM105 102H106V104H105ZM108 102L110 103V104H108ZM115 102V103H114ZM125 102V103H124ZM144 102V103H143ZM178 102V103H177ZM184 102V103H183ZM197 102V103H196ZM198 102H200V103H198ZM212 102L213 103H215L216 102V104L218 103V110H217V116H214V114H212L211 112H206L207 114H205V111H202V108H209L208 106H211V105H215V104H212ZM12 103V104H11ZM16 103H18V104H16ZM24 103V104H23ZM26 103H27V105H26ZM31 103H32V105H31ZM74 103V104H73ZM79 103V104H78ZM86 103V104H85ZM88 103V104H87ZM112 103V104H111ZM119 103V104H118ZM150 103V104H149ZM187 103V104H186ZM13 104H14V107H13ZM28 104H30V105H28ZM42 104V105H41ZM44 104V105H43ZM76 104V105H75ZM82 104V105H81ZM85 104V105H84ZM103 104V105H102ZM128 104H130V103H127V106H128ZM137 104L139 105V107H137ZM180 104V105H179ZM182 104H185L186 106V108H185V112H181V111H179V112H181V114H178L179 112H178V110H180L179 108H181L182 107ZM205 104V105H204ZM0 105V106H1ZM10 107H9V106ZM33 105H34V107L35 108H33ZM38 105H39V107H38ZM41 105V106H40ZM50 107H49V106ZM55 105H56V107H55ZM66 105V107H68V110H67V108H65L64 106ZM106 105V106H105ZM112 107H111V106ZM120 105H122L121 107H119ZM146 105V106H145ZM173 105V107L171 108V106ZM8 106V107H7ZM19 106V107H18ZM21 106V107H20ZM26 106H29V108L27 107L26 108V110H25V107ZM71 106V107H70ZM82 106V107H81ZM93 106V107H92ZM99 106V107H98ZM114 106V107H113ZM124 106V107H123ZM143 106V107H142ZM145 106V107H144ZM149 106V107H148ZM159 106H161V107H159ZM179 106V107H178ZM184 106V105H183ZM206 106V107H205ZM13 107V108H12ZM47 109H46V108ZM61 107L64 109H61ZM78 107V108H77ZM84 107V108H83ZM107 107V108H106ZM110 107V108H109ZM119 107V108H118ZM30 108L32 109L31 111H30ZM50 108V109H49ZM58 108H60L59 110H58ZM69 108L71 109L70 111H69ZM102 108V109H101ZM120 108H126V110H125V112L122 110H120ZM170 108V109H169ZM174 108V109H173ZM177 110H176V109ZM184 108V107H183ZM183 108H181V110L183 109ZM21 109V110H20ZM35 110V112H33L34 110ZM76 111H75V110ZM90 109V110H89ZM97 109V110H96ZM144 109H147L148 111L147 112H145V110ZM188 109H190V106H189V108ZM26 111V114H25V112L24 111ZM29 110V111H28ZM44 110V111H43ZM48 112H47V111ZM56 110V111H55ZM67 110V111H66ZM74 110V111H73ZM96 112H95V111ZM101 112H103V113H101ZM105 110V111H104ZM114 110V111H113ZM170 110H172V111H174V112H172V114H173V116H171L172 114L171 113H169L168 115H169V117H168V115H167V118H166V116L164 115V114H167L166 112L168 111H170ZM201 110V111H200ZM10 111V112H9ZM50 111H51V113H50ZM53 111V112H52ZM69 111V112H68ZM81 111V112H80ZM86 111H87V113H89V114H87L86 113ZM93 111V113H91V112ZM177 111V112H176ZM183 111V110H182ZM187 111V112H186ZM28 112V113H27ZM33 112V113H32ZM58 112V113H57ZM75 112V113H74ZM84 112H85V114H84ZM95 112V113H94ZM99 112V113H98ZM109 112V113H108ZM115 112V113H114ZM118 112H121V116H123L122 118H121V116H120V119H118L117 117H119V116H117L116 117V115H118ZM123 112V113H122ZM164 112V114H162V113ZM191 112H192V107H191ZM202 112V113H201ZM4 113V114H5ZM8 113V114H7ZM10 113V114H9ZM40 113H42V114H40ZM53 113H56V114H53ZM70 113V114H69ZM78 113V114H77ZM80 113V114H79ZM201 113V114H200ZM203 113H204V115L206 116H208V117H210V118H206L204 115H203ZM224 113H230L231 114V116H229L228 117V114H226V116L224 115ZM236 113V114H235ZM53 114V115H52ZM109 114V115H110ZM162 114V115H161ZM184 114V115H183ZM189 114H190V116L189 117H185L184 119L187 121V119L188 118H191V114L192 113H190L189 112ZM189 114H187V115H189ZM218 114L220 115V116H218ZM222 114H223V116L225 117V119L227 118V120H231L232 122H230V124L228 123L229 121H227V120H225L224 119V117L222 116ZM229 114V115H230ZM80 115V116H79ZM91 115V116H90ZM164 115V116H163ZM202 115L206 118V120L204 119V117H202ZM53 117V118H56L57 119V117ZM80 118H79V117ZM83 116V117H82ZM93 116H95V117H93ZM108 116V115H107ZM106 116V117H107ZM130 116V115H129ZM143 116H144V114H143ZM155 116V115H154ZM157 116V115H156ZM61 117V116H60ZM62 117H63V115H62ZM70 117V116H69ZM88 117H89V119H88ZM91 117H93V118H91ZM96 118L97 120H99L100 118ZM109 118L108 119H110L111 120V118H112V116H108ZM111 117V118H110ZM131 117V116H130ZM148 117V116H147ZM147 117H146V119H147ZM206 121H203L202 120V118ZM233 117H235V118H233ZM74 118H73V120H74ZM91 118V119H90ZM112 118V119H113ZM129 118V117H128ZM144 118V117H143ZM150 118L152 119L153 118V116L151 117L150 116ZM212 118V119H211ZM214 118H218L219 119V122L221 123V125H220V123L218 122V120L217 119H215L216 120V124H218L219 123V127L218 126H214V124L213 123H211V122H213V121H215V120H213ZM231 118V119H230ZM70 119V118H69ZM102 118H101V120H103ZM131 119V118H130ZM153 119H156L155 117L153 118ZM179 119V120H180ZM211 121L210 123H209V121ZM58 120H60L61 121V119H58ZM63 120V119H62ZM71 120V119H70ZM125 120H127V121H125ZM189 120V119H188ZM196 120V121H197ZM202 120V122H199V121H201ZM104 121V120H103ZM130 121V122H129ZM96 122H98V121H96L95 120V122H93V124H92V121H91V124H92V126L93 125H95L96 127H97V125H98V127L96 128L95 126H93V128L95 127L96 129H95V131H94V129H92V127L90 128V129H92V133L93 132H98V130L99 131H102L104 134H99V133H102V132H99V133H97V134H95V133H93V134H90V135H92V137H93V135L95 134V136L93 137V138H90V136L88 135V133H91L90 131L91 130H88L86 127H84V129L86 130V132H87V135L86 134H84L85 136H87V137H85V136H82V133H84V131L85 130H83V127H78L79 129H81V132L82 133H80V131L78 132L77 130L78 129H75L78 133H80V135L82 136L81 137V139H80V135L75 131V132H73L74 130H71L73 133H77V135H79V136H76L75 135V137H78L77 139H78V141L79 142H76L77 144H75V143H72L71 144V142L73 141L72 139L74 138L71 134H70V131H68V130H70V129H66V132L68 131L69 132V134H70V136L72 137V139H70V137H69V139H68V136L69 135H65L64 133V135L63 136H67L66 138H67V140L69 141L70 140V143L69 144H71V145H68V141H64V139L66 140V138L65 137H62V139L63 140H59L62 144H60V142H57L58 143V145L60 146V147H62V148H64V150H66V148L65 147H68V149L69 148H71L70 149V151L71 150H73L74 148L72 147V146H74V145H78V143H80V142H82V141H87L86 139H88V137H89V139L91 140H94L95 139V137H96V135H98V138L96 137V139L94 140V141H98V143L100 144V142L101 143H103L104 145L106 144V147L108 146V147H110L111 146V144H116V143H118V142H120L121 143V139H120V137H122L120 134H118V133H121L120 132V127H119V125H117L118 124V122H113V120H112V125H115V126H117V127H119L118 128V130H117V127L115 128V126H111L109 123V125H110V127H113L112 128V130L114 129V131L116 130V132H118V133H116V134H118V135H116V134H114L113 136L114 137H116L115 139V141H114V139L113 138H110V133L109 132H106V131H108V130H106L105 128H104V126L106 127V126H108L107 124H104V123H107V121L106 122H104L103 124H101V125H103V126H101L100 125V123L98 124V123H96ZM109 122V121H108ZM124 122H129V124H131V120H129V119H124ZM174 122V121H173ZM178 122H180V123H178ZM206 123V124H211V126L212 127H208L209 126V124H208V126H205V125H203V123ZM208 122V123H207ZM218 122V123H217ZM95 123V124H94ZM111 123V122H110ZM123 123V122H122ZM235 123V122H234ZM233 123V124H234ZM124 124V123H123ZM128 124V125H129ZM194 125V127H193V125ZM215 124V125H216ZM224 124V125H223ZM99 125L101 126V127H103L104 129H105V131H104V129L103 130H100V128H99ZM125 125V124H124ZM127 125V124H126ZM186 125V126H185ZM237 125H239V126H237ZM55 126V125H54ZM221 126H224V127H221ZM234 126H237V127H240V126H242V125H240V124H234ZM190 127H191V129L193 130H191L190 129ZM218 127V128H217ZM107 128H109V126L107 127ZM208 128V129H207ZM223 128V130L221 131V129ZM241 128H249L248 127V125H244V126H242ZM53 129H56V127L55 128H53ZM60 129V131H62L63 132V130L62 129H65V128H59ZM187 129H188V132H187ZM212 129V130H211ZM204 130H206L207 131V133L204 131ZM260 130H263V128L262 129H260ZM56 131V130H55ZM59 131V130H58ZM59 131V132H60ZM65 131V130H64ZM109 131H111V129L109 130ZM204 131V132H203ZM67 132V133H68ZM195 132V133H196ZM264 132V131H263ZM53 134H54V132H52ZM56 133V132H55ZM58 133V132H57ZM54 134V135H57V137L59 138L60 137V139H61V136L60 135H58V134ZM61 133V132H60ZM72 133V134H73ZM106 133H108V134H106ZM124 133L125 132H123L122 131V135H124ZM148 133H150V134H152L151 132H148ZM147 133V134H148ZM195 133H194V135L193 136H196L195 135ZM201 133V134H200ZM206 133V134H205ZM108 135V137H106V135ZM111 134H113V132L111 133ZM128 134V135H127ZM133 134V133H132ZM131 134V132H126L125 133V137H127L128 136V138H129V136L132 138V139H134L133 138V135ZM146 134V135H147ZM150 134H148V135H150ZM99 135H102V136H100V137H102L101 139L102 140H104V141H102V140H100L99 139ZM105 135V136H104ZM116 135V136H115ZM112 136V135H111ZM112 136V137H113ZM135 136V135H134ZM152 135H150V137H151ZM197 136H196V138H197ZM198 136V138H200V139H197L198 140V143L197 144H201L202 145V147H203V145L205 144H203V142H202V140H201V137H199ZM13 137V136H12ZM12 137H10V138H8L7 140H9V142L6 140L5 142H0V145H2L1 147H0V150L2 149V148H4V149H2L1 151L5 154V152H8V155H10L11 154V152H12V154L13 153H16L17 152V150H16V148L18 149V150H20L19 152H17L18 154L20 153L21 154V158L19 157L18 158V160H17V162H16V160L14 159L13 161H7V160H5L4 162L2 161V160H0L1 162H2V164L3 163H5V164H3V166H0V181H1V178H2V180H3V176L5 177L4 178V180H6V182H7V180H9L10 182H11V180H10V178L9 177H11V179L13 178V180H14V182H15V180L17 179V180H19V178H18V176H29L28 178H23V177H21L20 179L22 180V178H23V180L24 181H26V180H28V179H30V181H35L36 179L34 178L35 176H37V175H41V176H45L46 174H48V175H51L52 176V174H53V176L55 175L52 171H54L53 169H55V165H56V162H58L57 164L59 165L60 163L62 164H60L59 165V168L58 167H56V169H55V171L58 169H60V170H64L65 172L67 171V173H66V175H64V174H61L60 176H62V175H64V176H67L68 174H71L72 173V175H68V176H75V175H73L74 173L73 172H71V171H69V173H68V170H66V169H69L68 167H70V166H68L67 164H69V162H67L68 160L66 159V158H64V159H66V166H64L65 164V162L63 163V161H64V159L62 160L61 158L60 159H58L56 156L57 155H55V154H53L54 152L52 151V150H49V147H46L45 145H43L41 142L39 143V145L40 146H37L38 145V141H37V143H35V140H33V138H31V140H33V141H31V140H29L30 138V136L27 138V137H24V136H21V138H23L24 137V139H26V141H24V139L23 140H21L20 138H17V137H13V139H11ZM86 138V139H82V138ZM213 137V136H212ZM217 137V136H216ZM215 137V138H216ZM219 137V136H218ZM218 137H217V141H219V139H218ZM105 138V139H104ZM106 138H108V139H106ZM110 138V139H109ZM123 138V137H122ZM131 138H129V139H131ZM135 138H136V136H135ZM207 138V139H206ZM215 138L213 139V140H215ZM219 138H222L219 142H223V141H225V139L223 138V137H219ZM10 139H11V141H10ZM75 139V138H74ZM77 139H75L76 141H77ZM88 139V140H89ZM111 139H113V141L111 140ZM119 139H120V141H119ZM129 139H127L128 141H129V143L131 142V143H133L134 142V146L132 145H130V146H127V145H129L128 143H126V142H128V141H126L125 142V139H124V141L122 140V143H121V145H119L120 143H118V144H116V145H113V147L115 148L116 147V149L115 150H118V152H119V150L121 149V150H124V151H127V152H129V151H131L132 152V150H131V148L133 149V148H135V145H136V147L137 146H139L137 143H139V142H141L140 144H142L143 143V141L141 140H139V139H135V140H129ZM20 140H21V142H20ZM75 140H74V142H75ZM89 140V141H90ZM91 140V141H92ZM111 140V141H110ZM201 140V141H200ZM207 140V141H206ZM213 140H211V141H213ZM223 140V141H222ZM19 141V142H18ZM28 141V142H27ZM58 141V140H57ZM64 141V142H63ZM89 142V143H87V146H91V145H89L90 143H93V145H94V142L92 141V142ZM117 141V142H116ZM136 141V142H135ZM210 141V142H211ZM217 141H215V142H217ZM228 141L229 140H226V142H227V144H228ZM29 142H33V143H29ZM88 142V141H87ZM108 142V143H107ZM110 142H111V144H110ZM123 142L124 143H126V146L127 147H129L130 148V150L128 149V150H125L123 147H122V144H123ZM145 142V141H144ZM182 142H184L185 144V146H186V144H187V142H188V144H187V148L189 149H186L185 148V150H188L186 153H188V152H191L192 150H193V148L191 147V145L189 144V143H194L193 141L192 142H190V141H183V140H178V144L180 143H182ZM210 142H209V145L207 144V146H209V147H211L215 142H213V144H211L210 145ZM215 143L214 145L217 147L218 146V144H220V149H224V148H226L227 146H225L224 145V147L222 146V143ZM85 143L86 142H83V144L82 145H80V148H82V146H86L85 145ZM97 143V145H98V147L99 146H101V145H99ZM146 143V142H145ZM145 143H143L142 144V147H137L136 149H135V151H137V153H138V155L140 154L141 155V161L144 163V161H148L147 163H152V162H154L155 161V163H156V165H155V167L156 168H158V169H170L171 168V170H177V171H179V173H180V175L182 176V172H183V177H184V175H185V177L184 178H186V176H187V179H188V181L189 180H191V182L193 181V182H195L194 181V178L193 177H190V176H192L191 174H188V173H185L186 172V170H187V168H188V166H190L189 165V160L191 159V157H187L188 159L187 160H185V158L184 159H182V155L184 154V149L183 150H181L180 152H182V153H180L178 150H179V147H177L176 146V149H178V150H176L175 149V147L173 148V149H175L176 151H174V150H169L170 151V153H171V155L173 156V157H171V155L169 156V154L170 153H165V151L166 150H164V149H162V148H160V147H153V146H151V148L153 147L154 149H151L150 147L147 149V146L149 145V142H147V144H145ZM8 144V146L10 147H7L6 145ZM13 144H14V146H13ZM27 144V145H26ZM32 144H36L35 146L34 145H32ZM96 144V143H95ZM110 144V145H109ZM145 144V146H146V148H145V146H144V148H145V150L143 149V145ZM223 144H224V142H223ZM226 144V145H227ZM16 145H17V147H16ZM26 145V146H25ZM32 145V146H31ZM65 145V146H64ZM190 145V146H189ZM193 146H194V148H195V146H196V143H194V144H192ZM201 145L199 146V147H201ZM31 146V147H30ZM34 146V151H30V153H29V151H26L28 148H32ZM42 146V147H41ZM64 146V147H63ZM103 146V145H102ZM123 148H121V147ZM124 146V145H123ZM141 146V145H140ZM207 146H205V147H203V149H201V148H199L198 146H196V148H199V152H200V150L201 151H203L202 153H206L207 151H204L205 149H206V147ZM21 147V148H20ZM23 147V148H22ZM28 147V148H27ZM36 147H37V149H36ZM40 147L42 148V150H44V148H45V151H43L44 153H42V155L44 156V157H46V158H44L43 157V159L42 158H40V157H42V156H39V155H41V154H37V153H35V154H37L38 155V157H37V155H36V158H35V155H33L34 154V152H36L35 151V149L37 150V151H42L41 149H40ZM77 147H79V145L77 146ZM77 147H75V148H77ZM95 146H91V148H94ZM98 147H95V148H97L98 149ZM108 147L107 148H105L106 149V151H107V149H108ZM112 147V146H111ZM110 147V148H111ZM125 147V146H124ZM209 147H207V148H209ZM223 147V148H222ZM16 150L15 152H13L14 151V149ZM20 148V149H19ZM48 149V151L50 152H53L51 155H53L54 156V158L56 159V161L55 160H53L52 158H53V156H51L50 154H49V152L47 151V149ZM80 148H77V149H80ZM104 148V147H103ZM103 148L101 149V147H99V149H101V150H103ZM113 148V149H114ZM119 148V149H118ZM184 148V147H183ZM195 148V150H193V151H196L197 149ZM212 148H214L215 149V147H212ZM211 148V151H213V149ZM6 149H8V150H6ZM33 149V148H32ZM31 149V150H32ZM98 149V150H99ZM104 149V150H105ZM113 149H109V151H113ZM181 149V148H180ZM217 150H215L213 153H215L216 154V151H218V153L220 152L221 154H222V152L223 153H225L226 151H225V149L223 150V151H221L218 147L216 148ZM220 151H219V150ZM10 150V151H9ZM75 150V149H74ZM72 151V152H74V154L73 153H71V152H69V150L67 151V152H69L72 156H75L74 157V159L75 160H80V159H82V157H79L78 155H77V153H75V151ZM134 150V149H133ZM154 150V151H153ZM156 150V151H155ZM191 150V151H190ZM207 150V149H206ZM5 151V152H4ZM47 151V154H49V156H51L52 158H50V159H48L49 158V156H46V154H45V152ZM77 151V150H76ZM81 152V150H78L77 152ZM135 151H133L132 153H136ZM158 151V152H157ZM9 152H10V154H9ZM24 152H26L27 154H25ZM131 152H129V153H131ZM209 152H210V150H209ZM81 153H83V155L85 154L84 153V150H82V152ZM158 153H160V154H162V153H165V154H163V157H164V155H165V157L166 158H168L166 161V163H164V165H163V163L162 164H160L161 163V160H163V162H165V160L164 159H166V158H164V159H161L162 157H161V155H159ZM219 153V154H220ZM22 154L23 155H25V157H22ZM31 154V155H30ZM168 155V157H167V155ZM179 154V155H178ZM182 154V155H181ZM207 154V153H206ZM209 154V153H208ZM211 154V153H210ZM214 154V155H215ZM220 154V155H221ZM5 155H7V154H5ZM27 155H29V156H27ZM76 155H77V157H76ZM86 155L87 154H85L84 156H85V159L86 158H88V157H86ZM150 156V157H148V156ZM152 155L154 156V157H152ZM212 155V154H211ZM32 156V157H31ZM145 158H144V157ZM177 156H178V158H177ZM179 156L181 157V158H179ZM213 156V155H212ZM27 157V158H26ZM90 157V156H89ZM161 157V158H160ZM32 158H34L35 159V161H33L32 162V164H31V161H32ZM39 158V160H44V159H47V160H44V161H38L37 159ZM78 158V159H77ZM80 158V159H79ZM144 158V159H143ZM159 158V159H158ZM213 158V157H212ZM215 158H216V163H218L220 160L221 161H227L228 159L227 158H224V157H217V154L215 155ZM214 158V159H215ZM23 159H25V160H23ZM33 159V160H34ZM69 159V158H68ZM155 159V160H154ZM173 159V160H172ZM175 159V160H174ZM217 159L219 160L218 162H217ZM226 159V160H225ZM12 160V159H11ZM30 160V161H29ZM50 160H53L52 162L54 163V161H55V164H52V163H50V164H52V165H54V166H52V165H49L48 163L50 162ZM58 160H60V161H62V162H60V161H58ZM75 160H73L74 161V163H76L77 161H75ZM105 160V159H104ZM104 160H103V162H104ZM107 160V159H106ZM150 160H153V161H150ZM171 160V161H170ZM21 161H23V162H21ZM70 165H71V161H72V157L70 158ZM83 161V160H82ZM92 159H88V161H86L85 163H86V165L85 166H88V168L87 167H85V168H87V169H89V168H92L91 166H90V164H92ZM181 161V162H180ZM200 160H197V159H193L192 158V163H194V165L192 164V163H190V164H192L193 166H194V169L196 168V170L199 172V173H196V176H201V177H203V175L206 177L207 175H210V173H207V172H204V166L203 165H201L200 163H201V161L199 162ZM212 160H210L209 162V168L210 169H212V170H216L217 172H219V174H218V176H224L223 175V173L225 172V170H224V168H222V166L220 167V165L221 164H218V165H216L215 166V164H213L214 165V167H213V165H212V163H214L213 161L211 162ZM220 161V162H221ZM7 162H10L9 164L7 163ZM12 162V163H11ZM21 162V163H20ZM36 162V163H35ZM39 162H43V163H45V165L44 164H42L41 163V165L40 164H38ZM47 162V163H46ZM88 162V163H87ZM107 162H108V160H107ZM107 162L105 161V165H107ZM157 162H160L159 164L157 163ZM169 162H170V164H169ZM174 163L175 164V166L177 167H175V166H171L172 165V163ZM219 162V163H220ZM15 163H17V164H15ZM33 163H35V164H33ZM73 163V164H74ZM117 163H119V165L121 166L122 165V169L123 168H125L126 169V167H127V169L125 170V169H123L126 173H128V176H135L136 174H131L130 172H129V170H131L130 168V166L129 165H125L126 163H124L122 160H117ZM124 163V164H123ZM185 163H186V165H185ZM200 165H199V164ZM202 163L203 164H205V162H203L202 161ZM1 164V163H0ZM1 164V165H2ZM13 164V165H12ZM20 164V165H19ZM25 164V165H24ZM47 164V165H46ZM77 164V165H76ZM75 165H73L74 167H76V166H78L79 165V170H80V168H82L81 169V171L83 170V166H81V164H79V163H76ZM109 164V163H108ZM145 164H146V162H145ZM169 164V165H168ZM173 164V165H174ZM211 164V165H210ZM44 165V166H43ZM48 165H49V167H48ZM57 165V166H58ZM104 165V164H103ZM104 165V166H105ZM110 165H112L111 164V162H110V164L109 165H107V166H109V167H107V168H111V167H116V165H114L113 164V166H110ZM159 165V166H158ZM163 165V166H162ZM168 165V166H170L169 168L168 167H166V166ZM191 165V166H192ZM46 166L48 167L47 168V170L48 171H51V173L49 174L48 172H45L46 170H45V168H46ZM81 166V167H80ZM118 166V165H117ZM124 166V167H123ZM205 166H206V164H205ZM9 167V168H8ZM43 167H45L44 168V172L42 171L43 170ZM53 167V168H52ZM74 167H72V165H71V168H72V171H76L75 169H73ZM95 167H96V165H95ZM94 166H93V168H95ZM106 167V166H105ZM119 167V166H118ZM128 167H130V168H128ZM179 167V168H178ZM36 168H42V169H39L41 172H43L44 174L42 175V173H40V171H39V173L40 174H36L37 172L36 171H38V169H36ZM51 168H52V170H51ZM14 169L15 170H17L18 172L16 173L15 171H14ZM50 169V170H49ZM76 169L78 170V167H76ZM179 169H181V171L179 170ZM183 169V170H182ZM198 169H200L201 170V172H200V170H198ZM203 170V171H202ZM3 171H4V173H6V174H3ZM6 171V172H5ZM54 171V172H55ZM223 171V172H222ZM2 172V173H1ZM11 172H15L14 174L13 173H11ZM203 172V173H202ZM57 173V172H56ZM82 174H80V173H76L78 176H80V175H84V176H89L90 174L88 173H85V172H81ZM85 173V174H84ZM163 173V172H162ZM160 173L159 175L158 174H156V175H158V176H165V177H163V178H168V179H173L174 178V176H173V174L171 175L170 173V175L167 173V172H165L167 175H165V173ZM206 173V174H205ZM35 174V175H34ZM87 174V175H86ZM177 175L176 176H179L178 175V173H176ZM200 174H202V175H200ZM57 175V174H56ZM55 175V176H56ZM59 175V174H58ZM57 175V176H58ZM30 176H34V177H30ZM50 176V177H51ZM91 176H93V175H91ZM95 176V175H94ZM113 177H114V179L117 177V176H121V175H119V174H117V176L115 175H112ZM123 176V175H122ZM127 176V175H126ZM143 176V177H142ZM141 177H142V179H144V180H146L145 178H144V176L145 175H142ZM147 176H148V174H147ZM146 176V177H147ZM151 176V177H150ZM155 176V174H150L149 175V177H150V179H149V177H147L148 179L147 180H149V182L148 183H150L151 182V184L153 185V186H155V187H153V186H146V187H144V188H142L143 186H141V188L139 187V186H137L138 187V189L137 188H135L134 187V189H132V190H130L131 188H133V187H130V189H129V187L127 188V186H120V184L118 185V183L116 182H114V188H116V190H120V192H127V193H129V195H131L132 197L131 198H137V197H139V198H143V199H149V200H152V201H154V202H159V203H164L165 205L167 204V206H165L164 204H161V209H163V210H161V211H159V210H157L155 213H156V216H158V213H159V216L158 217H155L154 215H153V213L151 214V212L149 211H147L148 213H145L141 208L140 209H133V207L132 206H129V208H128V205L127 204H124L122 201H120V199H116V198H112V196L110 197V196H108V197H110V199L113 201V203L111 202V200L108 202V203H104V202H102V201H100L101 203H103V205H101L100 204V202L98 203V201H97V199L96 198H99V197H93V198H91V197H89L90 198V200H88V198H86L85 197V199L86 200H84V197H83V199L81 198V196H80V198H79V203H77L76 201V198L77 197H79V196H75V195H73V194H76V193H73L71 190H70V188L68 189L67 188V186H65L66 187V189H65V187H63L64 185H62L61 186V184L58 186L57 185V183L54 181L55 179H54V177H51V180H50V188H52L53 187V185L56 183V185H57V187H56V185H54V187H53V189H50V191H49V196L52 198V199H50V202L52 201V204H50V205H52V207L53 208H56L57 206H59V207H61V209H62V207H63V211L59 208L58 209V207L56 208L57 210H55V209H53V211L51 212H49V213H47V214H50L49 216L50 217H48V215H47V217L50 219V222H51V224L52 225H55V223L57 222L58 223V221L57 220H59L60 219V217H59V219H58V217L57 216H59V212L57 213V211L59 210L60 211V214H61V212H63L61 215H62V217L61 218H63L64 219V217L63 216H65L66 215V217L68 218V221H72V223L73 224H75V226H76V229H77V227H78V229L76 230V229H69V228H71V227H73V226H71L72 224L70 223V225H69V227L67 226V224H65V225H63V228L64 229H61L62 227H60L59 228V230L57 231V230H55V232L57 231V233H61V237L63 236H66V237H62L63 239H62V241H61V239L59 240V241H61V242H58V237L60 236L59 234H56L55 232H53V230H51L50 229V231H52L51 233H48L47 232V230H45V229H36L35 231H36V233L38 234V235H40V236H45V234H46V232H47V236H48V234L50 235V243H49V245H50V248H48V249H50V250H44V248H41V247H37L38 248V250H36L35 248V246H36V244L34 245V248H33V243H29L28 242V244L26 243V245L25 244H23V242H22V244H20V242H19V239L17 238V236H18V234H23L24 232H25V230H23L22 228H19V226H17L19 223V221L21 220L19 217V219L20 220H18V219H16V218H13L12 219V221L10 220V223H11V227H10V225H9V227H6V228H4V229H1V230H5L8 234H11V236L9 235V237H11V239L10 240H12V241H15L14 243L12 242V241H10L9 240V237H8V239H6L7 237H5V236H1V235H3V234H0V239H1V237H2V239L0 240V250H4V252L1 254L0 253V264H79V262H81V263H84V264H89V263H91V264H107V263H109L110 262V264H112L113 262H115V264H134L133 262H135L134 261V259L136 258V257H138V259H139V257L141 258V256H142V264H143V258H144V260H146V262H144V264H191L190 262V260L193 258V259H195L196 257H200V256H204L205 254H206V258L208 259V264H224V262H226V260L228 261L227 263L228 264H230L232 261H233V264H242L243 262H242V260L244 261V263L245 264H249V262H248V260L249 259H247V254H245V252H240V253H237L236 255H240L239 257H237L236 255L234 256L233 255V252L234 251H240L239 249H242V247H243V245H245V242H243L242 240H241V242H240V240L239 239H236V242H235V239L233 240V237H234V235L236 234V233H238L239 231L238 230H236L238 227L240 228V231H242L243 230V228L244 229H247V230H249V229H253V227L251 226H249L248 225V219H249V217H248V215L246 216V214H250V213H253V212H255V209H256V207H258V206H256L255 205V203L253 202L252 203V205L248 202V203H246L248 206V208L249 209H247V210H245L246 212H244V213H242V211H238L239 212V215H241L242 216V214H243V217H241V216H239L238 215V213H237V210L235 209L236 207L237 208H239V210H241L240 209V207H239V204L238 203H242V199H235V200H232L229 204L230 205H228V206H226V208H227V211H229V209H228V207H230V210L231 211H229V212H227V215L225 216L226 218L227 217H229L230 215H236V216H238L237 218H239V217H241V218H239V219H241V220H245L246 221V224H244L243 222L244 221H242V223H239V222H241L240 220H238V222H237V218L236 217H234V218H236V222L235 223H238V224H235V223H233L232 224V227L234 228V226L236 227V229L234 230V229H232V227H224L223 225H224V223H226V218H224V220H223V217H224V214H226V213H224V214H218V213H223L222 212V209L221 210H219V206H217V208L215 209L214 208V206L213 207H211L212 205L210 204V201L208 202V200H210L209 198H208V194H209V191L207 190L208 188L206 187V190L207 191H203V190H201V188H202V186H200L198 183V186L199 187H201V188H199L198 186H197V188H194L196 185L194 184V190L195 189H200L199 190V194H202V195H198V196H196L195 195V192L196 191H194L193 190V192H194V194L192 193V192H190V191H192V190H190V189H192L191 187H190V189H187L186 187H181L182 189H184V190H182L180 187H179V189H178V186H175V187H177V188H175V189H172L174 186H172V188H166V187H164V186H167L168 187V185H161L160 186V184H153V181H152V179H154L153 177ZM167 176V177H166ZM170 176H173V177H170ZM211 176V175H210ZM8 177V179H6ZM140 177V178H141ZM189 177L191 178V179H189ZM205 177H203L204 179H205ZM120 178V177H119ZM210 178H212V177H210ZM52 179H54L53 181H54V184L52 185L51 183H52ZM118 179V178H117ZM193 179V180H192ZM13 180H12V182H13ZM16 180V181H17ZM23 180H22V183H25V182H23ZM28 182L27 184H29V183H32V182ZM43 181H46V179H44ZM19 182H21V181H19ZM27 182V181H26ZM192 182V183H193ZM107 185L108 184H110L111 183V185H113L112 184V182H110V183H108V182H105ZM147 183V184H148ZM235 183V184H234ZM233 184H231V186H232V189H231V192L232 191H234L235 192V189L234 188H236V189H240L241 187H242V185L240 184V183H238V182H234ZM116 184V185H115ZM147 184H145V185H147ZM1 186H2V183L0 184ZM119 187H118V186ZM237 185H239V186H237ZM160 186V187H159ZM163 186V187H162ZM237 186V187H236ZM60 187L62 188L63 187V189H65V190H61L60 189ZM108 187H109V189H112V190H115L114 188H113V186L111 187L110 185H108ZM157 187V188H156ZM55 188V189H54ZM162 188H165L164 190L162 189ZM186 188V189H185ZM262 187H260V189H261ZM264 188V187H263ZM202 189H204V188H202ZM234 189V190H233ZM246 189V188H245ZM259 189V190H260ZM70 191V192H68V191ZM182 190V191H181ZM205 190V189H204ZM259 190H258V192H257V197H256V199H258V201H260L259 202V204H258V201L256 200L255 202H256V204L257 205H260V204H262L263 206H264V198H263V200L261 199V196H260V194L262 195V197H263V195H264V189L261 191V193L259 192ZM250 191L251 190H249V192L248 191H246L247 193H245L244 192V194H243V197H245V198H248V197H250L251 196V194L252 193H250ZM61 192H64V194L63 193H61ZM202 192V193H201ZM208 192V193H207ZM236 192H237V190H236ZM0 193H1V195L3 196L4 194H2V192L0 191ZM68 193H70V195H68ZM73 193V194H72ZM207 193V194H206ZM240 193H242L241 191H240ZM190 196H189V195ZM196 194H198L197 192H196ZM61 195H63V196H61ZM76 195H78V194H76ZM1 196V197H2ZM73 196V197H72ZM133 196H135V197H133ZM165 196H167V197H165ZM209 196H211L210 194H209ZM1 197H0V199H1ZM71 197V198H70ZM95 198V199H94ZM244 198V199H245ZM92 199V200H91ZM96 200L97 201V203L101 206V207H98V209H96V205H93L94 204V202H95V204H97L96 203V201H94V200ZM75 200V202H73V205L75 206L74 207V210L72 209L71 210V212L72 211H75L76 209H77V207L78 206H80L81 205V202L80 201H82V202H85L86 203V201L88 202V204H90V206H88V204H83V206L84 207H90V208H92L91 206H96V207H94V208H92V209H90V211L89 212H91V210H92V212L89 214V212H87V210H85V208H83L86 212V214H88V215H90V216H85V217H83V216H81V215H83L84 214V212H82V211H84L81 207L82 206H80L78 209H77V213L80 211V208H81V213H83V214H74L73 212L72 213H70V211L68 210L69 209V207L70 208H72L73 206L70 204V203H72V201H74ZM84 200V201H83ZM89 201H91V202H89ZM190 201L192 202V203H194V205H195V203H196V206H194L193 205V207H191L190 208V206H192L191 204L189 205L188 203H190ZM93 202V204H91ZM111 202V203H110ZM115 202H117V203H119V204H117L116 203V205L117 206H112V204L113 205H115ZM78 205V206H76V204ZM182 203H185V205L186 204H188L187 206H184V204L182 205ZM210 204V206H209V204ZM54 204V205H53ZM59 204V205H58ZM80 204V205H79ZM97 204V205H98ZM110 204V205H109ZM177 204V205H176ZM233 205V207H235V208H232V205ZM55 205H57V206H55ZM65 207H64V206ZM87 205V206H86ZM98 205V206H99ZM108 205V206H107ZM125 205V206H124ZM159 205V204H158ZM162 205H163V207H162ZM170 205V207H172V209H173V211H174V214L172 213L173 211H171L172 209H170V207H169V209L167 208L168 206ZM184 208V209H182V207ZM55 206V207H54ZM108 207V208H106V207ZM113 207L112 209H110L111 207ZM121 207V208H118V207ZM174 206H176V207H174ZM180 206V207H179ZM210 208H209V207ZM252 206H255V207H252ZM261 206V205H260ZM86 208V209H88L89 210V208ZM105 207V210H107L108 209V211H103L104 213H106V214H104L103 215V213L101 212V210H104V209H99V208H104ZM110 207V208H109ZM6 209L5 210H7L8 208L7 207H5ZM13 209L14 208H16L17 209V207H12ZM50 208H51V206H50ZM66 208H68L66 211L67 212H69V213H67L64 209H66ZM76 208V209H75ZM114 208H115V210H114ZM117 208V209H116ZM134 210V211H128V210H132V209ZM178 208V209H177ZM226 208H224L223 210L224 211H226ZM232 208V209H231ZM260 208V209H259ZM257 210H261V211H259V212H263L264 213V207L262 208V207H259ZM109 209L112 211H115V212H110L109 211ZM118 209H120L119 211H117ZM166 209V210H165ZM214 209H215V211L218 209L219 211H221V212H219L218 210V212H217V214H215V212H214ZM233 209H235L236 211H233ZM54 210L56 211V212H54ZM93 210H94V213H95V211L97 210V213L98 212H100L101 214H95V215H93L94 213H93ZM99 210V211H98ZM140 210V211H139ZM143 212H142V211ZM145 210V209H144ZM164 211V212H163ZM166 211V212H165ZM170 211H171V213H170ZM212 212L213 213V216H214V218H216V222L215 223H223V225H218V224H216L217 226H219V230H222V235H224V236H221L220 234H221V232L220 233H218L219 231L217 230V228L218 227H216L215 228V224H213V222H207L208 220H206V219H208V218H210V212ZM0 212H2V211H0ZM54 212V213H53ZM66 212V213H65ZM79 212V213H80ZM137 213L138 212V215L139 214H141V215H143L144 213H145V215H143V216H141V215H137L139 218L141 217H144L143 218V221H144V219H146V214L148 215V216H152V218H150V217H148L147 218V220H149L148 222H147V220L145 221V222H143L142 221V219L141 220H139V222H137V223H129L130 221H128V219H130V218H126L127 219V221H128V223H127V221L125 222L123 219L125 218V217H132L133 215L134 216H136L135 215V213ZM140 212V213H139ZM208 212H209V215H208ZM231 212V213H230ZM237 214H236V213ZM64 213H65V215H64ZM93 213V214H92ZM125 213H126V215H125ZM129 213H131V215H128ZM149 213L151 214V215H149ZM154 213V214H155ZM165 213H170L171 215H175L174 216V218H172V219H177V217H178V220H179V222H177V220L175 221V220H173L174 222H172V220H170L172 223H174V225H175V227H178L177 226V223H178V225H179V227L181 228L182 227V229H183V227L185 228V230L184 231H188V232H191L190 233V236H192L191 234L193 233V236H192V238H190V236H188L187 237V239L184 241H182V240H174V239H171V241H170V239L168 238V237H166L165 238V236H162L161 234H159V235H157L156 236V234L155 235H152L150 238L149 237H143V236H139V235H134V234H130V230H132L133 228H131L132 226L131 225H134V227L137 225L138 227H141L142 225V227H144V226H146L147 227V225L149 226V227H151V225H149V224H147V223H149V222H151V224L152 223H154L153 222V218L155 217L156 218V221H158V219L159 220H164L165 221V219L167 218V221H166V223H164L163 221V223L164 224H167V222H168V225H173L171 222L169 223V221H168V217H166V214ZM191 213H193V216L194 217H192V214ZM194 213H196L197 214V218H199L200 219V217H201V220H199V221H197V222H193L192 220H190V219H192V218H194V221H196L195 220V217H196V214H194ZM211 213V214H212ZM241 213V214H240ZM1 214H3V213H0V217L2 216ZM74 215L75 216V218H74V216H72V215ZM86 214H84V215H86ZM133 214V215H132ZM163 214H164V217H166L165 219H163ZM190 214H191V216H190ZM52 215V216H51ZM60 215V216H61ZM124 215H125V217H124ZM161 215V216H160ZM184 215V216H183ZM187 215H189L190 217L188 218L187 217ZM220 215V216H219ZM221 215H222V218H219V217H221ZM229 215V216H228ZM233 215V216H234ZM57 218H56V217ZM73 218H72V217ZM146 216V217H145ZM154 216V217H153ZM181 216H182V218H181ZM200 216V217H199ZM219 216V217H218ZM55 217V218H54ZM219 218V220H218V218ZM232 217V216H231ZM76 218H78L79 220H77ZM132 218H134V217H132ZM151 220H150V219ZM187 219V221H184L183 222V220H186ZM202 218H205V219H203L202 220ZM242 218H244V219H242ZM63 219H62V221H63ZM171 219V218H170ZM182 221H181V220ZM52 220V221H51ZM61 220V219H60ZM188 220H190L191 222H188ZM221 220H222V222H221ZM75 221H78V222H75ZM96 221V222H95ZM97 221H101V224L100 223H98V225L96 224L95 225V223H97ZM203 221H205V222H203ZM219 221V222H218ZM54 222V223H53ZM60 222V221H59ZM79 222H80V227L78 226L79 225ZM147 222V223H146ZM160 222V221H159ZM177 222V223H176ZM248 222V223H247ZM78 223V224H77ZM176 223V224H175ZM99 224H100V226H99ZM155 224V223H154ZM181 224H183L182 226H181ZM227 225H230L229 223H226ZM241 224H243V225H241ZM101 225H103L102 227H101ZM110 225V226H109ZM141 225V226H140ZM167 225V226H168ZM169 226V227H172V226ZM234 225V226H233ZM237 225H241V226H238L237 227ZM246 225H248L249 227H247ZM66 226V227H65ZM74 226V227H75ZM106 226V227H105ZM152 226H154L153 224H152ZM206 226H208V227H211V228H209V229H212L213 230V232L212 231H210L209 229H207L208 227H206ZM223 227V229H222V227ZM231 226V225H230ZM174 227V226H173ZM10 228V229H9ZM69 230H68V229ZM80 228H81V230H80ZM102 229V231H101V229ZM187 228V229H186ZM224 228L226 229V230H224ZM242 228V229H241ZM8 229H9V231H8ZM18 231H17V230ZM58 229V228H57ZM61 229V230H60ZM66 229V230H65ZM95 229V230H94ZM98 229H100V230H97ZM127 229H128V231H127ZM130 229V230H129ZM227 229H230V231L228 230L227 231ZM1 230H0V232H1ZM72 230V231H71ZM104 230H106V232H104ZM224 230V231H223ZM23 231V232H22ZM46 231V232H45ZM60 231V232H59ZM63 233H62V232ZM77 231H78V233H80V236L78 235V233H77ZM99 231H101V232H99ZM125 231H127V232H125ZM235 231H237L235 234H234V232ZM122 232H125V233H122ZM224 232V233H223ZM226 232L228 233H231V237L229 238V235H227L226 234ZM187 233V232H186ZM234 235H233V234ZM63 234V235H62ZM194 234H195V237L196 236H199V238H194ZM253 234V233H252ZM37 235V236H38ZM54 235H55V238H57V242H56V239L54 238ZM76 235H78L77 237L79 238L80 237V240H78V239H74V237H76ZM188 235H189V233H188ZM213 235H215V237L213 236ZM226 235L228 236L227 237V239H226ZM237 235V234H236ZM53 236V237H52ZM81 236H83V237H81ZM139 236V237H138ZM156 236V237H155ZM159 236V237H158ZM217 236V237H216ZM201 237H207L206 238V242H208V244H205V241H203V238H201ZM218 237L220 238V237H222L221 239H218ZM168 238V239H167ZM208 238H210V239H208ZM212 238H214V240L213 241H211L212 240ZM215 238H217L216 240H215ZM225 238V239H224ZM6 239V240H5ZM55 239V240H54ZM150 239H151V241H150ZM205 239V238H204ZM208 239V240H207ZM223 239H224V241H223ZM228 239H231V241H228ZM7 240H9L10 242H11V244L10 243H8L7 242ZM52 240H54V241H52ZM82 240V241H81ZM222 240V241H221ZM232 240H233V242H232ZM239 240V241H238ZM7 242V243H5V242ZM173 241H175V242H173ZM180 241H182V242H180ZM226 241V242H225ZM209 242H212V243H210L211 245H209ZM239 242V243H238ZM3 243H4V245H3ZM57 243H60L59 245H57ZM232 243H234V244H232ZM6 244V245H5ZM7 244H8V246H7ZM9 244L11 245V246H9ZM14 244V245H13ZM31 244V245H30ZM40 244V243H39ZM39 244H37L38 246H40ZM238 244V245H237ZM3 245V246H2ZM14 247H13V246ZM23 245H25V246H23ZM233 245V246H232ZM59 246V247H58ZM61 246V247H60ZM241 246V247H240ZM5 247V248H4ZM19 247L21 248H23V249H19ZM140 247H141V249H143V251L142 250H140ZM212 247V248H211ZM225 247V248H224ZM2 248H4V249H2ZM138 248V249H137ZM213 248H214V250L216 249V255H213L214 253H215V251L213 250ZM219 248V249H218ZM223 248H224V250H223ZM235 248V249H234ZM238 248V249H237ZM6 249H11L10 251H8V250H6ZM18 249V250H17ZM26 249H28V250H26ZM35 249V250H34ZM40 249V250H39ZM43 251H42V250ZM218 249V250H217ZM6 250V251H5ZM142 251V252H140V253H142V254H140V253H138L139 251ZM233 250V251H232ZM16 251H19V252H16ZM23 251V252H22ZM47 252V253H45V252ZM214 251V252H213ZM221 252V253H223L222 251H224V252H226V253H223V254H226V256H223L222 254H221V256L219 255H217V252ZM41 252V253H40ZM219 252V253H220ZM13 253V254H12ZM135 253H137L139 256H137V254H135ZM211 253V254H210ZM218 253V254H219ZM204 254V255H203ZM228 255V256H227ZM242 255V256H241ZM245 255V256H244ZM224 258H223V257ZM241 257H242V259H241ZM249 258V257H248ZM192 259V260H193ZM230 259V260H229ZM236 259V260H235ZM240 259H241V261H240ZM247 259V260H246ZM140 260V259H139ZM224 260V262H222ZM141 261V260H140ZM139 261V262H140ZM231 261V262H230ZM235 261H237L238 263H235ZM112 262V263H111ZM226 263V264H227ZM114 264V263H113ZM141 264V263H140Z\"/></svg>",
    "mask_w": 264,
    "mask_h": 264
}]
</instances>
